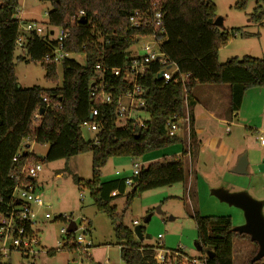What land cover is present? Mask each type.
Listing matches in <instances>:
<instances>
[{
    "label": "trees",
    "instance_id": "trees-1",
    "mask_svg": "<svg viewBox=\"0 0 264 264\" xmlns=\"http://www.w3.org/2000/svg\"><path fill=\"white\" fill-rule=\"evenodd\" d=\"M39 1L51 4L47 14L48 25L68 32L64 50L73 55H83L85 63L80 65L72 57L61 60V87H19L13 65L15 42L20 34V21L15 18L18 0H0V216H7L11 209L18 213L16 201L12 200L16 185L14 175L35 161L26 150L20 151L22 142L47 145L43 161L67 159L89 152L91 178H75L76 186L87 189L96 210L110 220L123 264H155V247L137 240L133 231L122 223L116 207L110 203L125 195V205L128 206L138 192L184 182L187 174L183 156L187 151L163 162L141 166L139 174L133 178V191L126 194L125 179L103 182L100 179L101 168L111 157L136 159L149 151L181 142L179 135H166L164 123L175 114L182 115L183 88L189 108L188 95L194 85H226L229 109L233 115L239 110L247 90L259 87L264 93V58L245 55L218 62L219 50L234 34L214 24L217 15L212 0ZM254 1L255 7L249 13V19L264 23V0ZM153 2H157L161 11V25L152 22L131 26L129 16L134 11L145 12ZM248 2L236 0L234 8L243 10ZM81 18L84 22L80 21ZM160 27L163 32H160ZM151 33L161 41V51L168 57L169 64H175L178 72L184 75V85L174 79L166 83L158 80L156 74L162 66L157 61L151 63L138 80L142 90L140 98L144 102L142 109L148 115L145 126L128 121L118 127L117 98L131 90L132 85L122 77H110L107 90L112 95V101L100 105L89 94L90 83L97 75L95 65L123 66L134 57L127 52L129 46L139 37ZM56 44V40L50 39V33L46 32L41 37L28 38L24 46L28 57L40 62L45 78L50 82L57 80V63L42 60ZM93 107L99 109V115L94 117L100 124L96 134L97 144L85 140L80 130L81 122L89 119ZM189 115L191 123L190 110ZM22 181L34 188L33 178L23 176ZM192 218L197 232L195 242L201 247V255L196 259L206 258V264H232L234 240L246 238L253 245L247 259L250 264L258 249L257 243L251 241L249 235L235 232L229 216H202L193 211ZM55 219L62 220L60 216ZM24 226L30 232L28 224L24 223ZM30 234L36 236L37 232ZM70 237L71 234L65 235L63 241L67 242L60 249L71 251L80 247L70 242ZM206 251L211 253L210 257H207ZM54 252L46 251L47 254ZM164 257V263L174 261V264H181L186 256L178 248L169 250ZM253 264H264V257Z\"/></svg>",
    "mask_w": 264,
    "mask_h": 264
},
{
    "label": "rangeland",
    "instance_id": "rangeland-1",
    "mask_svg": "<svg viewBox=\"0 0 264 264\" xmlns=\"http://www.w3.org/2000/svg\"><path fill=\"white\" fill-rule=\"evenodd\" d=\"M216 6L217 18L221 19L220 29L232 32L234 35L218 52V62L223 63L229 58L248 55L264 58V23L249 19V13L255 7V1L249 0L246 8H234L236 0H212ZM51 10L48 1L18 0L15 18L20 21L19 33L24 34L23 24L35 22L41 25L44 32L50 34V39L56 40L61 28L48 25L47 14ZM149 37H139L127 50L128 54L143 52L145 45H156ZM80 65H84L83 55L71 56ZM14 74L17 85L21 88L39 86L43 89H54L62 85V65L57 63V80L50 82L45 78V71L40 62L31 60L24 47L16 46L13 55ZM175 66L170 68L176 72ZM210 84H196L188 95L189 109H194L195 130L188 140L189 152L185 158L184 169L187 178L184 182L162 186L151 190L138 192L130 205H125V195L114 199L110 204L117 209L122 223L132 231L135 226L142 228L144 245L155 247L156 253H167L180 248L188 258L201 255L196 250V227L192 218L193 211L202 216H229L234 227L244 223L241 209L218 200L213 190L225 192L248 193L253 199L264 203V145H260L256 136L264 131V94L262 89H250L239 110L233 115L229 109V92L222 97V103L215 104L207 94ZM228 88L226 85H222ZM216 101V100H215ZM201 103V106L198 104ZM216 112L215 117L207 111ZM226 111V121L217 120L220 112ZM137 116L147 119L146 112L139 110ZM231 123V124H228ZM228 128V132L226 130ZM180 132V131H179ZM178 132V134H179ZM85 140H93L97 132L81 130ZM179 136H182L180 133ZM22 142L20 151H27L35 161L32 164L40 166L33 177L35 194L41 197L48 206L34 208L36 219L33 226L39 238V253L32 259L22 258L18 251H13L3 263L9 264H123L118 245L113 233V226L108 217L96 210L89 191L78 189L74 179L89 180L91 178V153H81L67 159L43 161L48 146L32 142L29 147ZM187 145L182 141L167 145L145 153L136 159L131 157H111L101 168V181L122 179L132 174V164L146 167L152 162H163L174 156H181L187 151ZM245 155L246 174H235L231 170L237 160ZM117 172V174H116ZM131 187L126 186L125 194ZM48 213L50 219H45ZM264 215V204L262 207ZM150 214V219L145 218ZM58 216L71 217V221L80 222L76 234L84 232V241L76 250L60 249L57 243H63L65 234L60 232L66 226L65 221L57 220ZM1 217V216H0ZM137 223L133 225L132 223ZM76 229V226H75ZM148 235L149 238H145ZM160 237L158 238V236ZM242 239V238H241ZM242 243L234 246V264H248L247 259L253 250L252 243L244 238ZM91 243L87 250L86 242ZM54 250V254L46 251ZM182 263V261H181ZM155 264H174L173 262Z\"/></svg>",
    "mask_w": 264,
    "mask_h": 264
},
{
    "label": "built area",
    "instance_id": "built-area-1",
    "mask_svg": "<svg viewBox=\"0 0 264 264\" xmlns=\"http://www.w3.org/2000/svg\"><path fill=\"white\" fill-rule=\"evenodd\" d=\"M82 15V12L79 13V16ZM161 11L158 8L157 2L151 3L150 7L145 12L134 11L129 16V23L131 26L138 27L143 24H149L154 22L157 26L161 25ZM24 34H19L16 39V46L24 47L28 38L30 37H41L45 34L44 29L41 25L35 22H25L23 24ZM160 32H163L162 27H160ZM49 33H53L52 30ZM68 35V32L61 29L58 38L56 39L57 44L51 49L49 53L44 55V62H55L59 63L64 58H71L73 54L66 52L63 48V44ZM142 37L152 38L153 43L156 45V49H153V46L147 44L143 47L141 53L130 54L134 56L133 59L129 60L126 64L120 67H110L106 65H95V71L97 75L92 79L89 86V94L91 97L96 99L100 105L110 104L112 101V95L108 92L107 88L110 86V77H122V80L132 85L131 90L126 93L120 95L117 98V107H116V116L118 119L117 126H123L126 122L131 121L133 124H137L140 127H144L147 119H142L137 116L139 110H142L144 106L143 100L140 98L142 94V90L138 85L139 78L143 75V73L147 70L149 65L155 61L161 64V79L166 83L169 80L174 79L175 81H180L184 85V75L178 72V69L175 64H169L168 57L161 51L160 44L161 41L158 40L154 33L148 34ZM175 66L176 72H171V66ZM157 73V74H158ZM156 74V76H157ZM99 115V109L97 107L91 108L88 120H84L80 124V130L86 129L88 131L98 132L100 128V124L94 120V117ZM38 118V115H35ZM190 115L189 108L187 102L186 90L183 88V101H182V115L177 116L176 114L167 119L164 123V131L166 135L169 137L177 136L180 133L182 134L185 144L187 145V154H189V143L190 139ZM228 132V128H226ZM180 131V132H179ZM179 132V134H178ZM260 145H264V131L260 132L258 136H256ZM95 144H97L96 136L92 140ZM15 156L13 159H15ZM141 166H139L136 162L132 164V174L131 176L125 177L124 183L126 186L131 187L133 183V178L139 174ZM40 170V166L37 164H31L25 166L19 174L14 175L16 180V185L12 191V200L18 201L16 213L15 209H11L7 216L1 215L0 217V264H4V258H7L13 251H18L22 258L25 259H34L39 253V238L37 235L30 234L31 232H35L33 229L36 212L35 207L40 208L42 206H48L47 202H44L41 197L35 194V190L33 186L25 184L22 181L23 176H28L33 178L36 173ZM117 174V172H116ZM62 220H65L66 226L61 228L60 232L62 234H71L70 242L77 243L79 246L80 241H84V232L76 234L77 227L80 226V222L77 224L74 221H71V217L60 216ZM45 219H50V215L48 213L44 214ZM71 219V220H70ZM24 223L28 224L29 231L27 232L24 226ZM70 223L75 224L76 229L74 231H67V228ZM137 222L134 221L132 224L135 225ZM79 229H83L82 227H78ZM85 233L88 231V228H85ZM83 229V231H84ZM89 232V231H88ZM160 235L158 236V238ZM62 244L60 242L57 243L58 247L63 246L67 241L62 240ZM91 243L89 241L86 242L84 247L85 250L89 248ZM165 254L160 252L156 253L154 256L155 262H164ZM181 264H206V258L196 259V258H188L183 257Z\"/></svg>",
    "mask_w": 264,
    "mask_h": 264
},
{
    "label": "water",
    "instance_id": "water-1",
    "mask_svg": "<svg viewBox=\"0 0 264 264\" xmlns=\"http://www.w3.org/2000/svg\"><path fill=\"white\" fill-rule=\"evenodd\" d=\"M81 22H84L83 18L80 20ZM214 24L216 26H220L221 19L216 18L214 20ZM162 72L160 71L156 78L158 80L161 79ZM41 112V110L39 111ZM91 118V116H89ZM25 147H29L28 144H26ZM246 157L245 155H242L238 160L234 168L231 170L232 173L235 174H245L246 173ZM133 191V189H131ZM212 194L221 202H225L229 205H233L239 209L242 210L243 216H244V223L233 227V230L239 234H247L250 237L251 241H254L257 243L258 249L256 253L252 256L250 259V264H253L256 261L261 260L264 257V215L262 213V207H263V201L261 200H255L253 199L248 193L241 191V192H225L223 190H213ZM15 204H19L18 201L15 202ZM150 219V214L145 218V221H148ZM75 230V224L70 223L67 231L71 232ZM133 233L137 240L142 241L143 240V234L141 232V226L137 225L135 226ZM145 238H149L148 235L145 236ZM194 247L196 250L200 251L201 247L197 242H194ZM207 257L211 256V253L209 251L205 252Z\"/></svg>",
    "mask_w": 264,
    "mask_h": 264
},
{
    "label": "crops",
    "instance_id": "crops-1",
    "mask_svg": "<svg viewBox=\"0 0 264 264\" xmlns=\"http://www.w3.org/2000/svg\"><path fill=\"white\" fill-rule=\"evenodd\" d=\"M210 85H214V84H210ZM252 90L253 89H256V88H251ZM252 90H247L245 93H244V95H243V99H242V103H243V101L245 100V97H246V95H247V93L249 92V91H252ZM227 92H229V90H228V88H226V87H224V86H222V85H220V86H209V88H208V90H207V94H211V96H210V98H212L213 100H214V103L215 104H220L221 105V103H222V97L224 98L225 97V95H226V93ZM263 93V92H262ZM264 94V93H263ZM216 100V101H215ZM241 103V104H242ZM200 106H201V103H198ZM190 110V109H189ZM207 113L209 114V116H211V117H215L216 116V112H214V111H212V110H209V111H207ZM193 114H194V109H193V113H192V119H193V123L192 124H194V120H195V118H194V116H193ZM217 120L219 121V122H225L226 121V111L224 110L223 112H220L219 113V115H218V118H217ZM192 124H191V132H194L195 130L193 129L194 127L192 126ZM228 124H231V123H228ZM229 131V130H228ZM30 146V145H29ZM186 156H187V154H185V156H183L184 158H186ZM248 166H249V163L246 165V170L248 169ZM246 173H247V171H246ZM245 173V174H246ZM242 239L241 238H237V239H235L234 240V242H233V262H232V264H234V246L236 245V244H241L242 243ZM119 248V247H118Z\"/></svg>",
    "mask_w": 264,
    "mask_h": 264
}]
</instances>
